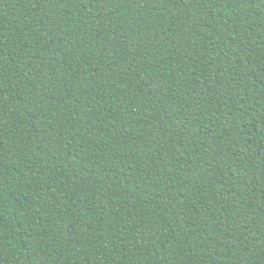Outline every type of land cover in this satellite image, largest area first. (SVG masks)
Returning a JSON list of instances; mask_svg holds the SVG:
<instances>
[{
	"label": "trees",
	"instance_id": "obj_1",
	"mask_svg": "<svg viewBox=\"0 0 264 264\" xmlns=\"http://www.w3.org/2000/svg\"><path fill=\"white\" fill-rule=\"evenodd\" d=\"M0 264H264V0H0Z\"/></svg>",
	"mask_w": 264,
	"mask_h": 264
}]
</instances>
